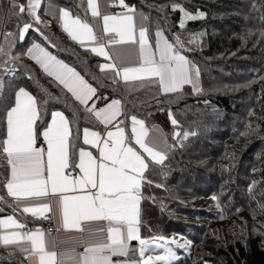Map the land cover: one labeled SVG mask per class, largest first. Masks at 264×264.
Listing matches in <instances>:
<instances>
[{
  "label": "trees",
  "instance_id": "trees-1",
  "mask_svg": "<svg viewBox=\"0 0 264 264\" xmlns=\"http://www.w3.org/2000/svg\"><path fill=\"white\" fill-rule=\"evenodd\" d=\"M114 1L141 11L149 34L164 32L192 68L191 83L163 95L157 79L119 82L114 72L102 69V60L71 42L44 15L49 2L89 21L81 1L0 0V206L9 172L6 120L18 91L35 100L37 134L56 111L69 120L74 142L83 129L100 130L89 112L28 57L29 47L38 43L80 73L94 87L95 99L122 104L128 145L134 146L131 117L163 131L168 143L163 158L147 160L139 187L142 241L188 239L193 254L171 264H264V0ZM182 12L203 17L180 25ZM211 198L218 209L198 204ZM228 199L231 205L223 211ZM202 245L217 259H209ZM14 256L0 250V264H13Z\"/></svg>",
  "mask_w": 264,
  "mask_h": 264
},
{
  "label": "crops",
  "instance_id": "crops-1",
  "mask_svg": "<svg viewBox=\"0 0 264 264\" xmlns=\"http://www.w3.org/2000/svg\"><path fill=\"white\" fill-rule=\"evenodd\" d=\"M78 1L85 4L89 21L49 2L44 15L71 42L102 60V69L114 72L119 82L157 79L163 95L191 83L188 62L176 55L163 31L148 33L141 11L122 1ZM112 2L121 12H111ZM27 55L89 112L100 130L83 129L74 142L69 120L56 111L37 134L34 98L22 90L16 93L6 120L9 172L4 208L0 206V250L15 255L13 264L173 263L165 259V241H142L137 226L141 178L147 160L163 158L168 145L163 131L131 117L134 146L128 145L118 100L95 99L94 87L80 73L38 43ZM98 100H103L100 107L95 105ZM45 214L53 217V235L46 234Z\"/></svg>",
  "mask_w": 264,
  "mask_h": 264
},
{
  "label": "rangeland",
  "instance_id": "rangeland-1",
  "mask_svg": "<svg viewBox=\"0 0 264 264\" xmlns=\"http://www.w3.org/2000/svg\"><path fill=\"white\" fill-rule=\"evenodd\" d=\"M202 17H203V14L200 12H198L197 14H190V13L182 12L180 25H185L188 21L200 19ZM157 159H161V158H157ZM156 161H160V160H156ZM216 202L218 201L211 198V199L200 200L198 201V204L204 205L203 208L211 209V208H214L212 204L217 205L219 207V204ZM250 203H254V202H250ZM230 205H231L230 199L226 200L225 203L223 204L224 206L223 211H226L225 207L229 208ZM255 208L258 210L262 209V207H257V206ZM214 209H218V208H214ZM261 226L262 224L258 225V227L261 230H263ZM161 240L165 241L162 244L166 245L168 248V255L165 252H163L164 254H166V258L165 257H162V258H165V259L168 258L169 262L173 260L176 261L185 256L190 257L193 254V251L195 249L194 245L188 239L182 236H179V235L167 236V237L161 238ZM201 247L204 248V250H208L207 253L210 254L208 257L209 259H212V260L217 259L214 250L212 251L211 248L209 250V248H206L203 245ZM156 262H160V260L156 259Z\"/></svg>",
  "mask_w": 264,
  "mask_h": 264
},
{
  "label": "built area",
  "instance_id": "built-area-1",
  "mask_svg": "<svg viewBox=\"0 0 264 264\" xmlns=\"http://www.w3.org/2000/svg\"><path fill=\"white\" fill-rule=\"evenodd\" d=\"M111 12L112 13H119L121 9L116 6L114 2H112ZM103 104V100H98L95 105L100 107ZM41 145L40 142L36 143V146ZM44 225L46 226V234L53 235L54 234V226H53V217L51 214H45L42 218Z\"/></svg>",
  "mask_w": 264,
  "mask_h": 264
}]
</instances>
